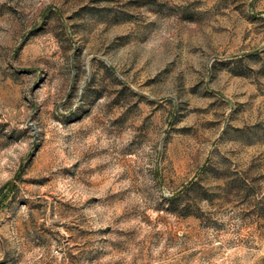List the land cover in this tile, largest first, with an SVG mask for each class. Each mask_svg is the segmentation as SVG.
I'll return each mask as SVG.
<instances>
[{
	"label": "rangeland",
	"instance_id": "374dc122",
	"mask_svg": "<svg viewBox=\"0 0 264 264\" xmlns=\"http://www.w3.org/2000/svg\"><path fill=\"white\" fill-rule=\"evenodd\" d=\"M0 264H264V0H0Z\"/></svg>",
	"mask_w": 264,
	"mask_h": 264
}]
</instances>
